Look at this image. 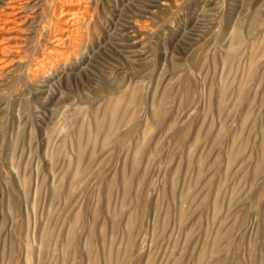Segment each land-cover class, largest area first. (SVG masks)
<instances>
[{"label":"rangeland","instance_id":"1","mask_svg":"<svg viewBox=\"0 0 264 264\" xmlns=\"http://www.w3.org/2000/svg\"><path fill=\"white\" fill-rule=\"evenodd\" d=\"M80 2L0 73V264H264V0Z\"/></svg>","mask_w":264,"mask_h":264},{"label":"bare ground","instance_id":"2","mask_svg":"<svg viewBox=\"0 0 264 264\" xmlns=\"http://www.w3.org/2000/svg\"><path fill=\"white\" fill-rule=\"evenodd\" d=\"M69 1L72 0H56L52 9L57 16V22L50 32L51 38H54L52 40L54 43H52V48L50 50V56L53 57L55 55L59 57L63 55V53L59 51V48L62 44H66V40L67 42L68 39L71 40L74 32L76 33V31L81 28L83 16H85L84 14L87 13L89 8L87 3L84 6L83 2L82 5L80 2L77 3L79 7L78 10L75 11V7L72 6L73 2L71 3L72 5H64ZM2 2L5 4L1 6L2 8L0 10V31L2 32V34H0V73L7 68L10 62L20 55L23 49V43L26 41L24 33L27 25L26 9L30 0H2ZM78 14L82 15L79 16Z\"/></svg>","mask_w":264,"mask_h":264}]
</instances>
